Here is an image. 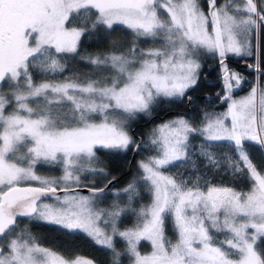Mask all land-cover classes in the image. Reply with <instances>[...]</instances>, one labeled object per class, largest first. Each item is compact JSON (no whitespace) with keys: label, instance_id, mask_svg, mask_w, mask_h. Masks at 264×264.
Instances as JSON below:
<instances>
[{"label":"snow or ice","instance_id":"obj_1","mask_svg":"<svg viewBox=\"0 0 264 264\" xmlns=\"http://www.w3.org/2000/svg\"><path fill=\"white\" fill-rule=\"evenodd\" d=\"M74 21L84 26L69 27ZM99 26L109 33L122 26L135 40L126 50L113 43L107 54L80 56L81 37ZM262 36L264 0H0V264H95L43 247L26 229L17 232L21 218L83 232L111 252L112 264L125 255L131 264H264ZM141 38L160 47L142 49ZM253 55L248 67L257 82L236 97L247 80L227 61ZM78 56L95 66L96 79L35 82L33 70L60 74L65 57ZM205 58L218 62L224 94L217 98L227 108L204 112L199 125L178 116L154 128L147 144L138 141L130 122L151 118L161 104L191 103ZM221 145L231 154L213 150ZM142 148L152 154L115 193L127 205L98 207L117 177L95 166L97 152ZM41 165L63 174L40 176ZM89 175L104 177L103 186L84 185ZM217 176L230 183L214 182ZM242 180L246 191L230 186ZM142 193L150 202L132 207ZM129 214L135 224L120 230ZM116 238L126 243L124 253ZM142 241L150 251L140 250Z\"/></svg>","mask_w":264,"mask_h":264},{"label":"trees","instance_id":"obj_2","mask_svg":"<svg viewBox=\"0 0 264 264\" xmlns=\"http://www.w3.org/2000/svg\"><path fill=\"white\" fill-rule=\"evenodd\" d=\"M206 7V6H205ZM94 18V17H93ZM84 26L77 21H74L73 24L69 25V27H81ZM90 27V22L87 25ZM135 37L130 30L124 29L122 26L119 30L113 31L109 33V30L106 29L104 26H99L97 29L93 30L91 35H86L81 37L79 52L80 56H95L99 54H107L111 51L113 43H117L120 46L121 50H126L127 48L132 46ZM139 44V47L144 49L150 46H157L159 43L153 44L151 41L144 42L143 38L140 41H136ZM254 45V44H253ZM261 55L264 57V36H262V43H261ZM254 56V55H253ZM253 56L251 57L253 59ZM216 60L212 58H205L202 60V63H214ZM65 62L67 63V69L65 72L50 75L48 77H44L38 74L35 70H33L34 80L35 82H41L44 79L49 80H65V79H75L76 77L83 78L84 74H89L92 79L97 78V73L95 71V66L90 65L87 60H81L80 57H76L72 59L71 57H65ZM264 67V64H262ZM202 81L200 79V83L198 87L189 92V96H194L197 91H200ZM5 91H8V88L5 86ZM192 103V102H191ZM189 103L190 112L184 114L189 120L193 121L196 125H199L202 121V116L204 112H223L226 109V105H216V106H209L204 104L199 105H192ZM187 108V99H184L182 102H175L171 104H161L156 111L152 113L151 118L146 116H139L136 120L131 121V130L135 127L134 133L138 134L142 137V140L147 144L148 138L152 132V130L157 125L159 120L157 117H153V115H161L169 110H184ZM10 109H8L9 111ZM173 114V113H172ZM182 114V113H180ZM169 115V114H168ZM167 115V116H168ZM133 133V132H132ZM134 135V134H133ZM135 136V135H134ZM200 139L197 138L193 140V144L199 146ZM221 156L226 154H231V149L228 146L221 145L215 147L213 149ZM149 151H145L143 148L137 153L135 159L131 160L132 151H128L127 153H109L105 150H100L97 152V156L99 157V162L95 165L96 167L104 168L108 173H110V177L115 176L119 177L115 180L113 185L109 188H125L130 182H132L135 178L138 177L140 174V170L138 168V161L144 160L146 157L151 155ZM258 159V158H257ZM257 162V161H254ZM206 162L201 158L199 160V165L201 167V171H205L203 165ZM43 167L38 166V168ZM130 167V168H129ZM56 168V167H55ZM130 169V170H129ZM186 166L180 165L179 170L184 171L187 175V171H185ZM56 170V169H53ZM190 170V169H189ZM38 171H40L38 169ZM128 171L126 174H124ZM177 168L173 167L167 170L168 173H175ZM124 174V175H123ZM211 176L212 173H209ZM104 177H93L91 175L87 176L86 179L83 180V184L86 186H96L101 187L103 186L102 181ZM223 180L225 183H230L231 178L228 176H217L214 180L216 183H220ZM235 187L237 190H247L250 186L247 181H240L237 184L230 185ZM109 190L106 193V199L104 203H111L112 196L109 194ZM116 201L124 207L127 205V197L126 196H117ZM150 202V196L147 194L142 193V198L138 201H134L132 203V207L138 209L142 205H146ZM106 203V204H107ZM136 222V218L133 215H124L121 218L119 224L122 226H129L134 225ZM30 233L37 238V242L48 246L56 251L65 252L68 256H72L75 254H85L87 256L92 257L98 264H112V254L109 250L104 249L102 246L95 244V242L87 237L86 234L83 232H76V233H68L65 230L60 229L54 225H47L43 223H32L29 224L28 227ZM169 236H172L171 228L169 226L168 231ZM117 249L124 253L126 249V244L122 240L116 241ZM140 249L142 251L148 250V244L144 241L141 242ZM130 259L125 255L121 257V264H128Z\"/></svg>","mask_w":264,"mask_h":264},{"label":"flooded vegetation","instance_id":"obj_3","mask_svg":"<svg viewBox=\"0 0 264 264\" xmlns=\"http://www.w3.org/2000/svg\"><path fill=\"white\" fill-rule=\"evenodd\" d=\"M251 57L241 58V57L233 56V57H230L227 61L228 66L231 70L240 73L247 80V82L244 83L243 87L239 91H236L234 93V95L236 97L247 94L248 91L251 89L253 83H254L255 73H254L252 68L248 67V65H253L255 63V62H253V59ZM254 57H255V55L253 56V58ZM241 63H244L243 64L244 66H242ZM219 74H220V67H219L217 61H215L214 63L205 64V66L202 68V71H201L202 85H201V88L199 89L200 91H197L194 94V98L191 101L192 105H199L200 106V104H204V106L205 105L206 106L207 105L216 106V105L222 104V105L227 106L226 103H222L217 98V93H219L220 95L224 94L223 90H222V84L220 82ZM202 94H207L209 96L212 95V98H204L201 96ZM166 117H167V115L164 118H166ZM32 223H38V222H29L27 219L21 218L18 220V225L22 226V228L18 226V229L16 231L18 232V231L24 230L26 228L27 231L30 232L28 227H29V224H32ZM59 252H61V251H59ZM62 253H65V252H62Z\"/></svg>","mask_w":264,"mask_h":264},{"label":"rangeland","instance_id":"obj_4","mask_svg":"<svg viewBox=\"0 0 264 264\" xmlns=\"http://www.w3.org/2000/svg\"><path fill=\"white\" fill-rule=\"evenodd\" d=\"M253 44L255 45V39H253ZM151 47H154V46H150V47H147V48H151ZM155 47H160V44L159 45H157V46H155ZM147 48H144V49H147ZM253 62H256V60H255V57L253 58ZM255 64V63H254ZM253 64V65H254ZM254 73H255V71H254ZM261 79V82H264V77H261L260 78ZM61 81H63V80H61ZM257 82V74L255 73V76H254V83L253 84H255ZM37 83H39V82H37ZM243 96V95H242ZM32 107H36V105H31ZM226 108H227V106H226ZM12 109H10L9 111H11ZM181 115H183V116H185L184 114H180V113H173V114H169L166 118H164V119H161V120H159V122H157V125L155 126V128L158 126V125H160V124H162V123H164L165 121H169V120H172V119H175L176 117H178V116H181ZM185 118L186 119H188L186 116H185ZM141 160H139L138 161V164H139V162H140ZM43 167H40V168H38L40 171H38V169L36 170L37 171V174L38 175H40V176H43V177H60V176H62V174H63V172H62V170L59 168V167H53V166H50V165H42ZM139 168V167H138ZM53 169H56V170H53ZM140 170V169H139ZM167 174H174V173H168L167 172ZM35 184V183H34ZM121 188H116V187H114V188H111L110 190H109V194H111V195H113L112 196V202L111 203H104V201H105V199H106V197H104L103 198V200H102V202H98V207H100V208H110V206L111 205H113L114 203H117V201H116V198H117V195H115V193H119V192H121ZM83 193V192H82ZM84 195H88V193H83ZM43 203H53V201L51 200V199H44L43 201H42ZM121 206V205H120ZM122 207V206H121ZM139 209V208H138ZM133 225H129V226H122L121 224H119V227H120V230H124V229H126V228H130V227H132ZM19 227H21L22 228V226H19ZM18 229V228H17ZM16 229V230H17ZM26 229V228H25ZM27 230V229H26ZM19 232V231H18ZM117 240H120L119 238H116V241ZM124 242V241H123ZM146 244H148V250H146V251H142L141 249V251L142 252H147V251H150L151 250V246H150V243L149 242H147V241H144ZM125 243V242H124ZM126 244V243H125ZM43 247H48V246H45V245H43V244H41ZM48 248H50V247H48ZM54 250V249H53ZM56 251V250H55ZM62 253V252H61ZM63 255H65V256H67V257H71V258H74V257H77V256H79V257H83V258H87V259H91V260H93L91 257H89V256H87V255H85V254H75V255H72V256H68L67 254H65V253H62ZM94 261V260H93ZM95 264H97L96 262H95ZM128 264H131V260H130V262L128 263Z\"/></svg>","mask_w":264,"mask_h":264},{"label":"water","instance_id":"obj_5","mask_svg":"<svg viewBox=\"0 0 264 264\" xmlns=\"http://www.w3.org/2000/svg\"><path fill=\"white\" fill-rule=\"evenodd\" d=\"M244 63H241V65L242 66H244L243 65ZM202 97H204V98H212V95H207V94H202L201 95ZM192 97V99L194 98V96H191ZM190 112V107H189V102H188V100H187V108L186 109H184V110H169V111H166L165 113H163V114H161V115H153V117H158L159 119H163L166 115H168V114H172V113H182V114H187V113H189ZM134 130H135V127H133L132 128V132H133V134L135 135V137H136V139L138 140V141H140V140H142V137L140 136V135H138V134H135L134 133ZM137 153L138 152H136V151H132V157H131V160L133 161L134 159H135V157H136V155H137ZM130 168V167H129ZM130 170V169H129ZM128 171H126L124 174H126ZM123 174V175H124ZM120 177V176H119ZM118 177V178H119ZM117 178V179H118ZM115 182V181H114ZM113 182V183H114ZM113 183L111 184V185H109V188L113 185ZM33 186H38V185H36V184H33ZM88 187H90V186H88ZM80 191L81 192H83V193H88V191H87V188H85V187H82L81 189H80ZM89 194V193H88Z\"/></svg>","mask_w":264,"mask_h":264}]
</instances>
